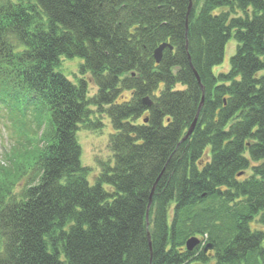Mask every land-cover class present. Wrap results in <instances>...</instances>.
<instances>
[{
	"label": "trees",
	"instance_id": "obj_1",
	"mask_svg": "<svg viewBox=\"0 0 264 264\" xmlns=\"http://www.w3.org/2000/svg\"><path fill=\"white\" fill-rule=\"evenodd\" d=\"M189 7L0 0V118L17 123L0 166V264H264L252 230L264 226V0ZM162 44L173 50L158 64ZM64 59L81 62L93 98ZM96 114L113 131L94 173L78 132L101 130Z\"/></svg>",
	"mask_w": 264,
	"mask_h": 264
},
{
	"label": "rangeland",
	"instance_id": "obj_2",
	"mask_svg": "<svg viewBox=\"0 0 264 264\" xmlns=\"http://www.w3.org/2000/svg\"><path fill=\"white\" fill-rule=\"evenodd\" d=\"M237 43L232 39L226 49V55L224 62L216 67L214 71L216 74L221 72H228L230 68V59L236 53ZM80 61L79 60H66L62 62L61 71L66 75L71 81H76L79 78H83L90 83V98H93L97 94V87L92 83L90 76L83 77L80 74ZM199 83V81H198ZM95 112L99 111L100 114L103 112L99 109H94ZM100 114H96V117L104 123V127L101 130H88L82 129L78 132V141L82 148V164L97 173L99 162H108L112 154L109 149V137L112 134V126L109 119ZM97 120V119H95ZM99 121V120H98ZM17 129V123L11 122V119L5 117V119L0 118V166L7 167L8 162L6 159L10 158V152L13 147V142L11 139L12 131ZM92 176V182H93ZM252 230L264 232V226L254 223L252 225ZM214 264V261L211 263Z\"/></svg>",
	"mask_w": 264,
	"mask_h": 264
},
{
	"label": "water",
	"instance_id": "obj_3",
	"mask_svg": "<svg viewBox=\"0 0 264 264\" xmlns=\"http://www.w3.org/2000/svg\"><path fill=\"white\" fill-rule=\"evenodd\" d=\"M192 7V0H190V7H189V11ZM170 49V50H173V47L169 44H162L156 51H155V59H156V62L158 64L161 63L162 59H163V53L166 49ZM196 74V77H197V80L199 81V84L200 86L202 87V83H201V80L198 76V74L195 72ZM145 104H147L148 106H152V102L149 98H146L144 100ZM203 105V102L201 103V106H200V109H199V112L201 110V107ZM199 112H198V115L195 119V121L193 122L190 130L188 131L186 137L183 139L186 140L188 139L194 132L195 130V127H196V123H197V120H198V117H199ZM153 195H154V191L152 192L151 196H150V199H149V205H148V209H147V221L149 220V212H150V209H151V206H152V199H153ZM148 227H149V221H148ZM148 237H149V243H150V247L152 246V242H151V236H150V233L148 234ZM201 241L197 238H191L190 240H188V242L186 243V247H187V250L189 252L193 251L195 248H197L199 245H200ZM209 250H213V246L212 245H209L208 247H206V250L205 252L207 253ZM151 253H152V249H151Z\"/></svg>",
	"mask_w": 264,
	"mask_h": 264
},
{
	"label": "bare ground",
	"instance_id": "obj_4",
	"mask_svg": "<svg viewBox=\"0 0 264 264\" xmlns=\"http://www.w3.org/2000/svg\"><path fill=\"white\" fill-rule=\"evenodd\" d=\"M154 191V193H155V191H156V185L153 187V190H152V192ZM149 205V204H148Z\"/></svg>",
	"mask_w": 264,
	"mask_h": 264
}]
</instances>
